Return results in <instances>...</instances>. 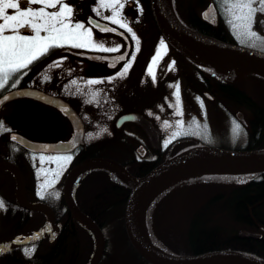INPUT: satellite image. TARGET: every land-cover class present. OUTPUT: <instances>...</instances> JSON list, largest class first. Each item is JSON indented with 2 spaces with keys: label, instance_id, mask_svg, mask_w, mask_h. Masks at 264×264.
I'll use <instances>...</instances> for the list:
<instances>
[{
  "label": "flooded vegetation",
  "instance_id": "1",
  "mask_svg": "<svg viewBox=\"0 0 264 264\" xmlns=\"http://www.w3.org/2000/svg\"><path fill=\"white\" fill-rule=\"evenodd\" d=\"M85 1L88 2L86 8H83L84 11L81 10L84 14L82 20L85 19L88 22L90 18H94L109 28L116 29L114 32L103 33L112 38L109 47H118L120 50L110 53L67 49V47L59 48V50L54 48L50 49L54 51L53 57L47 59V54L43 55L41 65L42 67L48 65V61L58 58V55L70 56L78 62L87 63L89 65L88 76L94 75L103 82L88 85L84 81H80L81 79L77 76L69 78L65 75H59V73L57 75L42 74L41 70L34 72L33 68L30 67L24 73L14 74L8 84L4 88H0V98L13 90L33 89L62 99L80 116L85 128L83 142L85 145L73 153H34L20 146L11 137L19 135L35 142H61L62 144L70 141L73 135L70 119L56 107L33 98H20L2 105L0 122L6 130L0 129V167L1 165H8L17 168L23 179L24 198L27 203L33 206L46 204L52 210L54 217H52V222L48 215L24 207L18 199L20 183L16 173L9 168L1 169L0 200L4 201L5 207L0 209V250H3L0 252V264H63L64 261L60 259H47L44 260L46 263L42 262V259L47 255L48 248L60 246V242L66 239L76 240L78 243L83 240L95 241L94 233L77 218L57 216L53 207L59 198L47 194L58 192L59 197H64L69 173L83 161L91 158L114 160L134 174L150 168L153 170L155 167L157 168L159 161L169 159L177 147L206 143L203 133L201 135L185 134L172 139L165 147V141L169 140L171 133L176 130V121L182 119L185 129H188L194 120L202 126L208 125V116L217 114L240 124L241 119L245 117L244 114L249 113L250 124L253 125L258 124L255 116L260 109L264 110V103L257 104L256 95L257 91L264 93V90L258 88V86L263 88L264 83L259 82L250 73L233 72L224 77H217L197 69L173 46H170L155 23L152 10L146 9L138 0L128 1L125 7L120 10L122 19L131 25L130 27L139 39L138 52L136 51V42L132 40L131 34L127 33L125 29L111 24L108 20L96 17L93 13L91 14L92 11H86L93 0ZM170 4H172L180 23L191 32L215 41L261 51L258 47L254 48L247 44H241L234 35L232 26L228 23L230 16L225 0H171ZM78 6L82 9V4ZM109 15H111L109 11L104 12V17ZM141 15L147 16L148 21L150 20L152 24L147 27H140L138 19ZM94 29L99 31L97 28ZM252 30L264 37V13L259 11L256 13ZM161 39L165 41L167 47L161 51V58L153 67L156 76L155 81H153L148 70L152 66L153 58L160 47ZM127 51L126 59H130L132 54H135V60L132 61V66L127 75L123 77H119L117 74L122 71L125 61L111 62L75 55V53H79L119 57ZM173 61L175 63L170 70L169 66L172 65ZM44 75H48L50 78L44 80ZM17 79L19 82L15 87H11ZM73 80L77 81V85L71 84ZM88 80L93 79L88 78ZM177 84L183 91L182 100L184 104L180 106L182 116L177 115V108L174 104L176 100L174 97L175 85ZM77 88L80 91H77ZM93 92L97 93L94 100L92 99ZM242 94L248 98V101L243 98ZM201 101L203 106H201ZM85 113L89 114L90 120H87ZM140 119L150 122L154 130L159 132L160 148L155 149L153 147L147 131L140 123ZM165 121L173 127L165 129L163 127ZM102 129H107V131H103L104 134L101 131L99 134L97 131ZM252 131L254 132V130ZM238 139L240 140V137ZM103 145L105 146L104 149H102ZM114 149L117 153L125 155V157L122 156L124 159L111 156L115 154L111 153ZM81 150H84L85 154L94 156L82 160L80 158ZM62 155L63 157H72L65 176H61L55 170L54 163L49 165L51 168L49 174L42 176L39 173L38 167L41 165L40 160L42 158L49 159ZM46 165L48 162L43 166ZM57 174H59L58 178ZM114 175L117 176L116 173L103 168L91 169L77 174L70 185L72 194L76 198V205L77 200L80 199V196L77 195H80V190L87 178L100 176L111 178ZM45 181L52 183L51 189L45 194V198L50 201L49 204L44 201L45 198L41 199L37 194L41 191V185L45 184ZM66 222L70 226L77 225V227L88 229L89 232L82 229L85 232L64 233ZM98 227L107 240V234L100 226ZM262 228H264L263 223H254L253 229L237 230L236 235L247 240L262 241L264 239ZM241 231L261 234L262 237L259 239L242 237L240 236ZM44 232L47 233L40 241L7 248L8 245L17 240H25ZM33 247L36 249L35 252L30 257L25 255V249ZM79 251L78 255H81V251ZM103 263L109 262L105 260Z\"/></svg>",
  "mask_w": 264,
  "mask_h": 264
},
{
  "label": "water",
  "instance_id": "2",
  "mask_svg": "<svg viewBox=\"0 0 264 264\" xmlns=\"http://www.w3.org/2000/svg\"><path fill=\"white\" fill-rule=\"evenodd\" d=\"M151 10L156 25L169 42L178 52H180L192 65L197 69L209 75L224 77L228 73L241 72L253 73L264 77V52L242 47L239 45L215 41L205 38L200 34L191 32L176 17L171 0H150ZM97 21L101 28L105 24ZM108 27V26H107ZM187 31L194 36L205 40L207 47L201 48L192 44L186 38L183 31ZM126 57L128 51L125 53ZM123 54V55H125ZM75 55L88 58L100 59L103 61H118V57L79 54ZM7 96V100L3 97ZM0 98V111L2 105L20 98H33L44 102L45 104L56 107L61 113L66 115L73 126V135L70 141L42 143L28 140L22 136L17 137L16 142L27 150L34 153H51V154H69L73 153L79 147L85 145L84 142V123L80 116L75 113L74 109L65 103L62 99L55 98L43 92L33 89L13 90ZM66 110V111H65ZM141 125L147 131L153 147L160 148L159 132L155 131L152 124L147 120L140 119ZM9 168L16 173L20 183L19 200L24 207L44 213L49 216L53 222L54 214L46 204L30 205L25 197L23 179L17 168L8 165H1L0 170ZM94 168H105L114 171L130 187L131 191L127 199L124 215V226L130 245L135 251L150 264H264V258L239 250H223L209 253H202L193 256H179L169 254L168 252L160 253L150 245L144 236V231L149 237L145 224L144 216L148 202L162 190L164 187L182 180L187 177L199 176L204 174H246L260 175L264 173V148L256 150H230L213 147L205 144H193L181 148L171 158L155 167L143 177H134L129 171L114 160L105 158H91L77 165L68 175L65 185V201L73 217L77 218L83 224L90 228L96 238V250L90 264H99L105 253L106 241L100 228L84 215L74 204L71 196V183L73 179L86 170ZM219 172V173H217ZM143 216V217H142ZM264 231V228H262ZM47 232L27 239L17 240L8 245L7 248H14L20 245L35 243L44 238ZM240 236L246 238L259 239L261 234L240 232ZM150 239V237H149ZM151 240V239H150ZM152 241V240H151Z\"/></svg>",
  "mask_w": 264,
  "mask_h": 264
},
{
  "label": "trees",
  "instance_id": "3",
  "mask_svg": "<svg viewBox=\"0 0 264 264\" xmlns=\"http://www.w3.org/2000/svg\"><path fill=\"white\" fill-rule=\"evenodd\" d=\"M138 1L146 9L151 10L150 0ZM53 55L54 51L50 50L46 58L50 59ZM42 60L43 56L28 68L32 67L34 72H38V68L42 67ZM27 69L19 73H24ZM250 74L259 82L264 83V77ZM242 96L248 101L245 95L242 94ZM262 101L257 98L258 105L264 103V99ZM244 115H246L250 125L249 131H251L244 135V142L231 148L237 150L264 148V110L260 109L255 116L258 124L251 125L249 113ZM179 148L182 146L177 147L172 154ZM80 154L82 160L94 156L85 154L84 150H81ZM162 162L163 160L158 164ZM151 170L152 168L141 172L134 171L135 174L132 173V175L140 178ZM233 175L220 173L187 177L158 191L148 202L145 213V224L150 237L166 251L179 256L239 250L264 258L263 238L262 241L257 242L236 235L237 230L253 229L254 223L264 224V173L251 175V177L240 174L242 180L240 178L236 183L233 181ZM114 176L87 178L80 190V195H77L80 196L76 205L78 209L96 225L98 224L106 234L115 219L113 217L124 213L131 191L128 185ZM44 201L48 204L50 202L48 198ZM66 206L64 197H59L53 207L56 215L64 218L71 217V212ZM82 229L85 228L77 227V225L70 226L66 222L63 232L83 233L85 230L89 232L88 229ZM122 233L126 237L125 229ZM106 238V254L100 264H103L105 260L116 264L115 254L108 246L109 237ZM60 243V246L48 248L47 255L42 259L43 263H46L44 260L47 259H60L64 261L63 264H89L95 249L94 241L83 240L78 243L76 240L66 239ZM131 249L140 261L147 263L132 247ZM78 250L81 251V255H78Z\"/></svg>",
  "mask_w": 264,
  "mask_h": 264
},
{
  "label": "snow or ice",
  "instance_id": "4",
  "mask_svg": "<svg viewBox=\"0 0 264 264\" xmlns=\"http://www.w3.org/2000/svg\"><path fill=\"white\" fill-rule=\"evenodd\" d=\"M225 4L230 16L228 23L232 26L233 33L240 40V43L247 44L249 47H258L261 51H264V37L252 30L256 13L258 11L264 13V0H234V2L233 0H225ZM34 5H39V7L34 8ZM124 7L125 4L121 0H99V8L95 9V12L97 16H101L100 9L110 10L111 15L105 16L103 19L131 34L132 40L136 42V51L138 52L139 39L129 24L121 17L120 10ZM49 9H53V11H49ZM73 14V7L66 0H0V88H4L14 74L27 69L34 61L47 54L50 49L71 47L110 53L120 50L118 47H105L103 43H97L94 40L93 28H97L101 32H114L116 29L107 26L101 28L99 23L91 18L88 21V26L78 21L74 22L72 19ZM21 30L25 31L22 32ZM166 47L165 41L161 39L160 47L153 58L152 66L148 70L153 81L156 79L153 67L161 58V51L165 50ZM63 59L54 61L48 67H59ZM117 59L118 61H125L122 71L117 74L119 77H123L127 75L131 68L132 61L135 60V54H132L130 59H126V54L119 56ZM174 63L173 61L172 65L169 66L170 70ZM43 78L48 80L50 77L44 75ZM18 82V79L15 80L11 87H15ZM102 82L89 80L86 83L94 85ZM71 84L77 85V81L73 80ZM77 91H80V89L77 88ZM96 95V92L92 93L93 100ZM175 96L177 115L182 116L179 84L175 85ZM7 99V96L3 97V100ZM201 106H203L202 101ZM163 127L168 129L173 125L165 121ZM175 128L176 130L171 133L170 139L165 141V147L172 139L185 134L201 135L203 133L205 139L209 138L207 125L202 126L195 120L188 126V129H185L182 119L178 120L175 123ZM0 129H4L2 122H0ZM101 131H107V129ZM241 131L240 124L233 121L232 132L234 136H238ZM89 135L91 136V134ZM11 139L16 140L17 137L12 136ZM62 159L71 161L72 157L66 156ZM47 187H52V184L45 181V184L41 185V191L37 193L41 199L45 198ZM47 194L59 198L58 192ZM4 207V201L0 200V209ZM38 238L39 236L36 237V239ZM35 250V247L25 249V255L30 257ZM2 251L0 250V252Z\"/></svg>",
  "mask_w": 264,
  "mask_h": 264
},
{
  "label": "rangeland",
  "instance_id": "5",
  "mask_svg": "<svg viewBox=\"0 0 264 264\" xmlns=\"http://www.w3.org/2000/svg\"><path fill=\"white\" fill-rule=\"evenodd\" d=\"M128 1L131 0H121L122 3H124L126 5V3ZM135 1V0H134ZM137 1V0H136ZM66 2L73 7V21H78L81 23H84L86 26H88V22L83 19V13L81 10H83V8H86V4L88 1L85 0H66ZM92 4L90 5V7H88V10L86 9V11H92L91 14L93 13L96 17H100L103 18L104 17V12L105 11H109L111 14V11L108 9H100L102 15L101 16H97L95 9L99 8V0H93L91 2ZM82 4V9L79 8L78 5ZM34 8H38L39 5H34ZM49 11H53V9H49ZM84 11V10H83ZM146 17V18H145ZM147 19V20H146ZM138 24L140 27H147L150 26L152 24V22L149 20L147 16L141 15V17L138 19ZM131 26V25H129ZM24 32V31H23ZM93 33H94V40L97 43H103L105 45V47H109V42L110 40H112V38H110V36L108 37L107 34L95 30L93 28ZM139 33V32H138ZM43 35V33H42ZM140 36V34H139ZM71 48V47H67ZM76 49V48H73ZM55 50H59V48H55ZM76 50H84V51H88L86 49H76ZM94 52L95 50H89ZM64 58L62 60V63L60 64L59 67H55V68H49L48 65L52 64L54 61H59L61 60V58ZM49 64L45 65L44 67H39L38 69L41 70L40 72L42 74H55L57 75L59 73V75H65L69 78H74L75 76L79 77L81 80L80 81H84L85 84H87L86 82L89 81V79H93V80H98L99 78L96 76H88L89 74V65L87 63H81L76 61V59L70 57V56H65V55H58V58L56 57L53 61H48ZM96 74V73H93ZM78 78V79H79ZM260 90L263 91V88L260 87ZM264 92V91H263ZM172 94V93H171ZM180 95H181V103L180 106L183 105V100H182V95H183V91L180 88ZM257 98H259L261 101L264 99V93L257 91L256 93ZM176 99V96H174ZM263 102V101H262ZM175 104V102H174ZM175 108V107H174ZM87 120H90L89 118V114L85 113ZM209 120H208V125H207V133L209 134V138L205 139L207 143H210L212 145H215L217 147L221 146V147H235L236 145H239L240 143L244 142L243 139H245V136L247 134V132L249 131V122L247 121L246 115L245 117H243L244 119H241L240 122V126L242 131L240 132V134L238 136H234L233 132H232V128H233V122L230 121L227 117H222L219 116L217 114H210L209 116ZM99 134L101 132V130L97 131ZM102 134H104V132L102 131ZM238 137H240V140L238 139ZM114 146H118V145H114ZM104 145L102 146V149H104ZM120 147V146H119ZM114 155H111L113 157H117L119 159H124L122 156L125 157V155H121L120 153H117L116 150H112L111 152ZM108 155V154H105ZM119 155V156H118ZM65 157V156H64ZM62 156L59 157H55V158H42L40 160L41 165L38 167L39 169V173L42 174V176H46L47 174L50 173L51 168L49 167V165L51 163H54V168L56 171H58L60 173L61 176H65L66 172L68 171L69 165L71 163V161H67L62 159ZM72 160V159H71ZM46 162H48V165L43 166ZM219 173V172H217ZM240 174H234L233 175V181L236 183L238 180H242V177H240ZM249 176V175H247ZM49 184H52L50 181H47ZM97 182V181H96ZM51 187H47V191L50 190ZM46 191V192H47ZM74 199L76 201V198L74 196ZM264 212V210H263ZM144 216V215H143ZM142 216V217H143ZM115 218V219H114ZM113 222L111 223L112 225L108 228L107 231V236L109 237V241H108V246L110 247V250L112 251V253L115 254V259H116V264H147L144 263L142 261H140V259H138L136 257V255L134 254V252L132 251L129 242L127 241L126 237L124 236V234L122 233V230L124 229V213L123 214H119L115 217H113ZM145 226V225H144ZM103 264H111V263H103Z\"/></svg>",
  "mask_w": 264,
  "mask_h": 264
},
{
  "label": "bare ground",
  "instance_id": "6",
  "mask_svg": "<svg viewBox=\"0 0 264 264\" xmlns=\"http://www.w3.org/2000/svg\"><path fill=\"white\" fill-rule=\"evenodd\" d=\"M184 34L186 36V38L188 40H190L192 42V44H195L196 46L198 47H201V48H205L208 46V44H206L207 42L197 36H194L193 34H190L189 32L187 31H183ZM144 236H145V239L147 240V242L152 245L155 249L159 250L160 253H165L162 249H160L157 245L153 244V242L149 239V237L147 236L146 232L144 231Z\"/></svg>",
  "mask_w": 264,
  "mask_h": 264
}]
</instances>
